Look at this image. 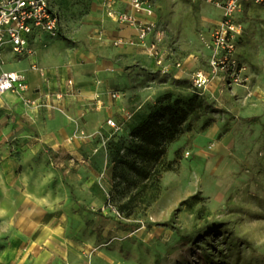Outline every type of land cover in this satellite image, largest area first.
Here are the masks:
<instances>
[{
  "label": "rangeland",
  "instance_id": "374dc122",
  "mask_svg": "<svg viewBox=\"0 0 264 264\" xmlns=\"http://www.w3.org/2000/svg\"><path fill=\"white\" fill-rule=\"evenodd\" d=\"M50 3L60 30L31 54L49 51L100 95L84 105L75 89L52 113L0 96V243L18 240L14 264H264L263 6L240 0L234 19L248 81L211 76L197 90L191 76L210 72L207 43L224 15L215 2L152 1L162 64L105 0ZM196 92L210 107L176 140L139 147L132 130L159 101Z\"/></svg>",
  "mask_w": 264,
  "mask_h": 264
},
{
  "label": "built area",
  "instance_id": "2783aa9c",
  "mask_svg": "<svg viewBox=\"0 0 264 264\" xmlns=\"http://www.w3.org/2000/svg\"><path fill=\"white\" fill-rule=\"evenodd\" d=\"M134 13L118 11L115 8L116 0H105L107 14L121 24H128L135 28L138 40L149 49L151 57L158 59L162 64L159 45L165 39V32L157 22L152 21L154 16L153 0H125ZM217 6L223 9L224 15L219 24L212 30L207 49L210 52L208 64L209 73L195 72L191 81L195 89L202 90L210 83L211 76L223 75L230 84H243L248 81L247 67L239 61L237 53V34L241 27L235 22V16L240 11V0H226ZM264 8V0H256ZM60 30V19L52 8L50 0H0V63H4V51L9 48L17 55L31 54L29 38L38 33H47L55 36ZM73 86L72 80L68 81ZM30 86L25 77L17 72L3 71L0 74V96L12 93L18 96L25 106L42 105L46 102H36L30 95ZM57 99L62 94L56 95ZM111 99H117V92H111ZM130 116L127 115V118ZM112 130H119L120 125L113 119L107 120Z\"/></svg>",
  "mask_w": 264,
  "mask_h": 264
},
{
  "label": "crops",
  "instance_id": "0c3cea01",
  "mask_svg": "<svg viewBox=\"0 0 264 264\" xmlns=\"http://www.w3.org/2000/svg\"><path fill=\"white\" fill-rule=\"evenodd\" d=\"M115 8L118 11L134 13L133 9L126 3L125 0H116ZM119 25L130 29V31H132L138 39V33L134 27L121 23H119ZM46 36H48V34L43 32L31 36L29 38V48L34 51V47L38 48V45H40ZM48 53L50 52L38 49L37 56L35 55V52L31 55H17L11 52V49L7 48L4 51L3 57L7 62H11V64L7 65L8 69L4 71L17 72L25 77L30 86L29 95L36 102H46L49 107H46L47 111H45L49 113L57 112L60 110L59 108L67 106L69 103L67 99L72 98L73 96H69L70 92H73L75 89L79 93V97L82 98V100L80 99L81 104L84 103L85 105L88 104V102L92 100L95 101L97 99L100 95L98 92L99 88L95 85V83L93 84L91 78L77 77L75 84L73 86H69L68 81L73 78L70 77L68 70L65 67H58V65L52 63L51 58L49 57L50 54ZM25 56L27 57L25 58ZM57 94H62V98L57 99ZM9 96L14 97V102L19 108L22 110L26 109L22 101L15 94L9 93L7 96L3 95V98H8ZM17 241L18 240H13L5 247H2V244L0 243V264H14L16 262L19 245V242ZM14 246H16L15 249Z\"/></svg>",
  "mask_w": 264,
  "mask_h": 264
},
{
  "label": "trees",
  "instance_id": "16d2710c",
  "mask_svg": "<svg viewBox=\"0 0 264 264\" xmlns=\"http://www.w3.org/2000/svg\"><path fill=\"white\" fill-rule=\"evenodd\" d=\"M208 107L209 104L197 92L190 97L179 96L174 100L159 101L148 118L133 128L132 136L140 140L139 147L146 144L149 147L155 146L159 138L174 141L184 132L188 118ZM164 117H167V121L160 122ZM254 121H258V118ZM157 128L161 132H157Z\"/></svg>",
  "mask_w": 264,
  "mask_h": 264
},
{
  "label": "bare ground",
  "instance_id": "6f19581e",
  "mask_svg": "<svg viewBox=\"0 0 264 264\" xmlns=\"http://www.w3.org/2000/svg\"><path fill=\"white\" fill-rule=\"evenodd\" d=\"M16 248V246H14V249Z\"/></svg>",
  "mask_w": 264,
  "mask_h": 264
}]
</instances>
